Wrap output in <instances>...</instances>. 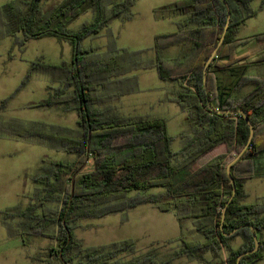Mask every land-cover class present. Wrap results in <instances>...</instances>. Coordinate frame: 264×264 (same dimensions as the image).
Masks as SVG:
<instances>
[{
	"label": "trees",
	"instance_id": "16d2710c",
	"mask_svg": "<svg viewBox=\"0 0 264 264\" xmlns=\"http://www.w3.org/2000/svg\"><path fill=\"white\" fill-rule=\"evenodd\" d=\"M43 1L23 0L21 6L11 0L2 5L0 26L7 36L21 34L23 44L43 38L70 42L73 48L70 63L39 61L32 65L31 72L48 75L59 87L46 99L28 107H59L76 112L79 130L75 133L39 122L8 128L18 137L38 139L73 156V160H43L42 173L34 178L37 187L31 203L24 209L14 207L7 212L12 219H21L18 225L12 222L13 235L50 240L52 245L42 260L48 264H167L157 262L152 254L135 255L132 261L122 262L121 255L136 253L137 242L127 240L86 247L75 232L79 220L100 219L149 204L160 211L173 210L181 229L191 221L203 236V242L182 239L177 257L185 256L203 264H237L242 253L255 247L252 226L260 248L243 257L240 264L264 261V240L259 235L264 231V203H244L247 197L244 181L256 177V161L264 152V78L237 70L239 63L251 57L240 54L242 47L264 46V34L238 40L241 27L257 15L251 6L254 0H226L230 24L207 70L206 87V63L227 25L228 9L224 1L179 0L157 10L159 19L182 17L176 31L154 38L158 75L179 86L174 100L187 113L186 121L192 128V136L178 152L172 150L173 137L166 119H123L97 107L127 94L120 91L104 97L101 90L123 81L120 76L130 70L128 54L124 51L98 56L95 48H83L81 43L99 35L114 20L132 19L135 0H63L48 11L43 10ZM90 11L93 18L72 32L70 25ZM179 44L190 48L188 56L171 61L161 57L162 49ZM250 64L264 65V53ZM222 73L232 76L229 85L220 80ZM246 84L252 85V90L246 96H234ZM228 110L236 112L218 113ZM245 117L254 130L250 144L251 129ZM221 147L226 149L225 155L201 163ZM243 150L241 158L231 167V177L236 183L234 194L227 166ZM153 188H163L166 193L129 197L132 192H148ZM236 229L239 230L234 235H226ZM237 237H242L244 243L236 249L231 241ZM208 253L213 255L212 260L206 258Z\"/></svg>",
	"mask_w": 264,
	"mask_h": 264
},
{
	"label": "rangeland",
	"instance_id": "374dc122",
	"mask_svg": "<svg viewBox=\"0 0 264 264\" xmlns=\"http://www.w3.org/2000/svg\"><path fill=\"white\" fill-rule=\"evenodd\" d=\"M11 0H0V7ZM21 6L23 0H16ZM63 0H44L43 10L48 11ZM179 0H135L131 8L132 19H117L97 36L84 39L81 46L95 48L98 56L106 53L127 51V63L130 70L108 90L101 94H116L125 91L127 94L102 103L97 107L108 111L111 116L123 119L140 118L168 121V129L173 137L172 150L180 151L192 136V128L186 121L185 113L174 97L179 86L172 81L162 80L157 71L154 38L157 35L177 30V22L182 17L159 19L157 10ZM257 15L250 18L241 27L238 40L253 38L264 34V3L254 0L251 4ZM94 16L92 11L80 16L69 27L77 32ZM23 36H7L0 26V264H48L42 261L52 242L41 236L28 239V236L17 237L12 231V222L20 223L21 219H12L7 212L12 208H26L31 203L37 184L34 178L42 173L43 160H73L61 150L49 143H42L31 137H18L9 132L10 127H21L32 123H43L47 126H59L77 133L78 115L66 112L59 107L30 108L31 103H38L54 93L59 87L52 83L48 75L31 72L32 65L39 61L51 64L70 63L73 48L69 41L56 38L30 40L23 44ZM190 48L183 44L162 49L160 55L166 60L181 59L188 56ZM264 53V46L248 45L240 49V54L251 55L249 60L237 65V70L264 78V65L253 66L250 62ZM30 74V75H29ZM220 80L224 85L233 81L228 73H222ZM213 83L214 80H213ZM253 86L246 84L234 93L236 97L246 96ZM108 91V92H107ZM226 154L221 147L215 153L204 158L205 164L216 156ZM228 160H232L228 157ZM256 177L244 181L247 195L246 204L264 203V152L256 161ZM163 188H153L148 192H132L131 198L145 195L165 194ZM161 201L163 197H159ZM76 235L86 247H101L127 240L137 242L135 254H123L122 262H130L137 257L152 254L157 262L167 264H203L188 257H177L182 248V239L186 242H203L204 238L187 221L181 229L173 210L160 211L156 206L141 204L125 212L112 214L100 219H84L77 222ZM260 237L264 240V231ZM244 240L237 237L231 241L233 248L242 246ZM226 253H223V257ZM212 260L213 255H206ZM259 264H264L261 261Z\"/></svg>",
	"mask_w": 264,
	"mask_h": 264
},
{
	"label": "water",
	"instance_id": "95a60500",
	"mask_svg": "<svg viewBox=\"0 0 264 264\" xmlns=\"http://www.w3.org/2000/svg\"><path fill=\"white\" fill-rule=\"evenodd\" d=\"M223 1H224L225 5H226V7H227V9H228V20H227V25H226V27H225V32H224V35H223L221 41L219 42L218 46L213 50V52H212L210 58L208 59V61H207V63H206V67H205V70H204V74H205V77H204V79H205V87L207 86V70H208L210 64L212 63V61L214 60V58L216 57V55H217V53H218V51H219L221 45L223 44L225 34H226V32H227V30H228V28H229V24H230V18H231L230 8H229V5H228V3L226 2V0H223ZM209 103H210V102H209ZM234 112H236V111L228 110V111H219L218 113H220V114H231V113H234ZM238 112L241 113V114L243 113L241 110H238ZM245 119H246V121H247V123H248V125H249V127H250V129H251V137H250V141H249V144H250V143H251V140H252V138H253V135H254V130H253V126H252V124L250 123L249 119H248L247 117H245ZM244 150H245V149H244ZM244 150H243L241 153H239V154H238V155H237V156H236V157H235V158H234V159L228 164V166H227V173H228V176H229V178H230L231 184H232V186H233V193H234V194L236 193V183H235V181H234V180L232 179V177H231V173H230V172H231V167H232L233 164H235V163L241 158V156L243 155ZM232 199H233V197H231V200H232ZM226 210H227V208L224 209L223 219H224V217H225ZM238 230H239V229H236V230H234L232 233H229V234H226V235H227V236H232V235H234ZM251 231H252V236H253V239H254L255 247H254L253 250H250V251H247V252L242 253V254L239 256L238 260H237V264H240L241 259H242L243 257L248 256V255H252V254L258 252V250H259V248H260V242H259V239H258L257 233H256L254 227H252V226H251Z\"/></svg>",
	"mask_w": 264,
	"mask_h": 264
},
{
	"label": "crops",
	"instance_id": "0c3cea01",
	"mask_svg": "<svg viewBox=\"0 0 264 264\" xmlns=\"http://www.w3.org/2000/svg\"><path fill=\"white\" fill-rule=\"evenodd\" d=\"M254 179V178H253ZM245 203V202H244ZM246 204V203H245ZM243 239V238H242ZM244 243V242H243Z\"/></svg>",
	"mask_w": 264,
	"mask_h": 264
}]
</instances>
